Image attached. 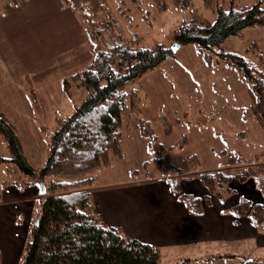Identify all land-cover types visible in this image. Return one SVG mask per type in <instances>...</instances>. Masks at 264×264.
I'll return each instance as SVG.
<instances>
[{
    "label": "rangeland",
    "instance_id": "374dc122",
    "mask_svg": "<svg viewBox=\"0 0 264 264\" xmlns=\"http://www.w3.org/2000/svg\"><path fill=\"white\" fill-rule=\"evenodd\" d=\"M223 1L226 6L229 0ZM255 2L264 7V0H232L233 6ZM158 3L160 7L146 0H0V112L13 125L23 155L35 168L43 162L49 138L46 132L53 129L57 115L70 114L87 96L88 92L70 78L89 65L92 50L104 51L119 43L133 44L135 40L151 49L162 44L172 52L126 85L132 95H128V105L120 115L123 159L117 161L114 157L110 165L77 170L87 181L96 175L90 185L93 192L126 183L142 185L135 192L136 197L123 195L120 204L108 212L119 222L117 226L125 228L141 226L143 220L139 216L145 204L157 198L164 188L147 184L165 183L160 178L144 179L143 171L130 174L132 169L142 170L143 161L151 156L136 126L141 115L166 149L163 164L168 173H174L171 166L182 168L184 175L178 178L182 192H204L197 179L199 173H233L246 165L264 163V159L246 161L264 153V132L250 114L248 93L237 73L222 65L206 64L192 45H181L172 51L178 44L172 39L173 33L183 21L192 20L196 13L214 20L215 13L212 9L203 10L198 0ZM251 43L264 52V26L244 28L240 35L227 38L223 48L243 54ZM135 100L142 108L136 115L129 109ZM173 109L177 110L178 119L173 116ZM162 110L167 113L165 126L158 117ZM39 123L42 131L38 133ZM164 128L171 129V133L167 135ZM183 135L186 140L179 143ZM174 144L178 145L169 149ZM98 145V141L92 143L86 152ZM0 152L7 156L4 144H0ZM187 157L196 160L191 161V167L195 165L192 169L184 162ZM148 168L151 170L152 166ZM3 179L27 178L12 166L7 173L0 167V180ZM260 180L264 181V177ZM136 219V227L130 225ZM122 233L130 236L123 229ZM180 247L184 248L161 247V264H173L187 257L198 259L189 264H241L249 258L235 246L224 248V252ZM232 253L236 256L227 258Z\"/></svg>",
    "mask_w": 264,
    "mask_h": 264
},
{
    "label": "trees",
    "instance_id": "16d2710c",
    "mask_svg": "<svg viewBox=\"0 0 264 264\" xmlns=\"http://www.w3.org/2000/svg\"><path fill=\"white\" fill-rule=\"evenodd\" d=\"M146 1L152 6L156 3V6H161L158 0ZM198 1L203 10L212 9L214 20L201 18L202 15L196 13L192 20L183 21L174 31L173 41L179 47L192 45L196 54L208 65H222L234 70L246 87L250 114L264 132V52L255 43L247 46L243 54L223 48L227 38L240 35L244 28L264 26V7L260 5L261 2L250 6H233L232 0H229L224 6L223 0ZM108 25L109 22L104 26ZM171 53L162 44L151 49L135 40L133 44L119 43L104 51L92 50L89 65L70 78L88 92L87 96L70 114L57 115L45 145L43 162L37 168L23 155L18 134L0 112V144H4L8 153L4 156L0 152V167L7 173L13 166L27 178L22 181L0 180V192L3 187L11 185L19 190L34 186L40 193L35 223L30 226L19 264H161V248L126 236L120 227L102 221L90 187L96 175L93 174L87 181L78 175L80 171L77 170L110 165L114 157L117 161L123 159L119 124L130 94L126 85L155 68ZM62 86L65 90L64 83ZM129 106L135 115L142 109L136 100ZM173 110V116L177 118V110ZM165 114L162 110L158 115L164 126L168 124ZM136 126L146 141L147 154L151 156L143 161L142 170L132 169L130 174L143 171L146 180L163 179L190 214H202L204 206L211 205L212 198L223 203L234 195L235 192L228 186L230 181L242 184L250 179L264 198V181L260 180L261 176L264 177V163L246 165L233 173L220 170L199 173L197 179L204 187V192L201 195L182 192L178 181L184 175L181 173L182 168L171 166L174 173L169 174L163 164L166 149L158 141L150 123L141 115ZM164 131L167 135L171 133V129L164 128ZM185 140L186 136L183 135L179 143ZM97 141L99 145L86 152ZM178 144L170 145L169 149ZM259 159H264L263 152L254 156L253 160L246 161L255 162ZM191 161L196 163L193 157L184 159L189 167L193 164ZM148 166H152V169L148 170ZM220 212L236 218L246 216L256 229L264 223L261 207L250 206L242 197L238 198L236 205ZM235 256L230 254L227 258ZM194 260L198 259L187 257L173 264H189ZM251 261L264 264L261 258Z\"/></svg>",
    "mask_w": 264,
    "mask_h": 264
},
{
    "label": "crops",
    "instance_id": "0c3cea01",
    "mask_svg": "<svg viewBox=\"0 0 264 264\" xmlns=\"http://www.w3.org/2000/svg\"><path fill=\"white\" fill-rule=\"evenodd\" d=\"M37 130L39 133V126ZM48 135L49 132H46V136ZM231 183L230 189L235 192L236 198L232 195L223 203L213 200L210 206L203 208L200 215L190 214L170 192L166 182L147 184L153 187L160 184L162 187L164 185V188L157 198L150 200L147 204L145 200L142 201L145 208L139 217L143 221L137 228L117 226L119 222L109 217L108 212L114 205L120 204L123 195L129 198L136 197L135 192L141 189L142 185L126 183V185L120 184L94 192L92 188L91 191L102 221L107 225L122 228L125 233L139 241L160 248L167 245L176 246V249H179L184 248L180 247L184 245L186 248L194 246L198 251L205 249L204 251L210 252L215 250L224 252L226 251L224 248L231 249L235 246L236 249L238 247V252L241 249L245 257H249L241 264H255L251 261L252 259H264V223L256 229L246 216L236 218L229 214H221L220 211L233 207L238 203V198L242 197L250 206L259 205L264 212V198L251 180L243 184ZM39 198L40 193L34 186L20 190L11 185L2 188L0 192V264H19L25 242L29 237L30 226L34 216L36 218L37 215ZM131 224L136 227L137 219L134 223L131 221Z\"/></svg>",
    "mask_w": 264,
    "mask_h": 264
},
{
    "label": "water",
    "instance_id": "95a60500",
    "mask_svg": "<svg viewBox=\"0 0 264 264\" xmlns=\"http://www.w3.org/2000/svg\"><path fill=\"white\" fill-rule=\"evenodd\" d=\"M174 48L172 49V51H175V50H177L178 49V47H179V45L178 44H176V45H174L173 46ZM175 196V195H174ZM35 223V222H34Z\"/></svg>",
    "mask_w": 264,
    "mask_h": 264
},
{
    "label": "bare ground",
    "instance_id": "6f19581e",
    "mask_svg": "<svg viewBox=\"0 0 264 264\" xmlns=\"http://www.w3.org/2000/svg\"><path fill=\"white\" fill-rule=\"evenodd\" d=\"M41 145V144H40ZM67 155V154H66ZM41 157V156H40ZM46 157V156H45ZM8 165V164H7ZM38 173V172H37ZM36 178V177H35ZM54 178V177H53ZM82 178V177H81ZM56 179V178H55ZM57 180V179H56ZM60 180V179H59ZM63 181V180H62ZM65 181V180H64ZM3 182V181H2ZM70 182V181H69ZM62 183V182H61ZM34 184V183H33ZM23 186V185H22ZM38 218V217H37ZM18 222V221H17ZM22 239V238H21Z\"/></svg>",
    "mask_w": 264,
    "mask_h": 264
}]
</instances>
